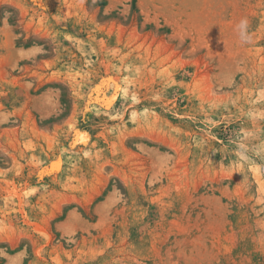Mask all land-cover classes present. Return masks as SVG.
Segmentation results:
<instances>
[{"label": "rangeland", "instance_id": "374dc122", "mask_svg": "<svg viewBox=\"0 0 264 264\" xmlns=\"http://www.w3.org/2000/svg\"><path fill=\"white\" fill-rule=\"evenodd\" d=\"M0 264H264V0H0Z\"/></svg>", "mask_w": 264, "mask_h": 264}, {"label": "bare ground", "instance_id": "6f19581e", "mask_svg": "<svg viewBox=\"0 0 264 264\" xmlns=\"http://www.w3.org/2000/svg\"><path fill=\"white\" fill-rule=\"evenodd\" d=\"M112 101H113V99H109L108 101H105V104L110 105ZM78 138H79L80 140H82V139H83V136H82V135H78ZM83 140H84V139H83Z\"/></svg>", "mask_w": 264, "mask_h": 264}]
</instances>
